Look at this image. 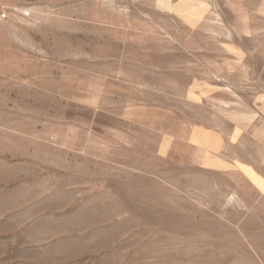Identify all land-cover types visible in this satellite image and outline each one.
<instances>
[{"label": "rangeland", "instance_id": "obj_1", "mask_svg": "<svg viewBox=\"0 0 264 264\" xmlns=\"http://www.w3.org/2000/svg\"><path fill=\"white\" fill-rule=\"evenodd\" d=\"M0 264H264V0H0Z\"/></svg>", "mask_w": 264, "mask_h": 264}, {"label": "crops", "instance_id": "obj_2", "mask_svg": "<svg viewBox=\"0 0 264 264\" xmlns=\"http://www.w3.org/2000/svg\"><path fill=\"white\" fill-rule=\"evenodd\" d=\"M135 105V104H134ZM105 110H96L95 113H97V117L95 119H86L85 122H80L81 125H83L85 127L86 131H93L99 130L101 133H107V135H110V131H114L117 132V137H121V138H130L131 137V133L129 131V129H137L139 127H141L142 125L140 124L141 120L139 119V117H136L135 113L137 111H134L133 116L129 117L128 119H124L121 118L119 116H115L113 114L114 110L113 109H106ZM135 110V109H133ZM170 120H166L163 122V126H162V130L169 131V135H171L172 137H177V133L176 131H179L180 126L178 127L177 130H175V120L172 117H169ZM75 122L77 124H79V120H75ZM113 122H118V126L116 128V126L113 124ZM178 123V122H177ZM120 124L124 125L123 128L122 126H120ZM125 124L128 127V130L125 127ZM182 125V124H181ZM197 127L195 128L196 132L200 131V125H196ZM195 132V133H196ZM92 134V133H91ZM104 135V134H103ZM191 134H188V142L190 144V138ZM212 141V140H211ZM202 143H205V145L207 144L208 146L214 147L216 146L215 141L214 142H210V138L209 136H204L202 141Z\"/></svg>", "mask_w": 264, "mask_h": 264}]
</instances>
